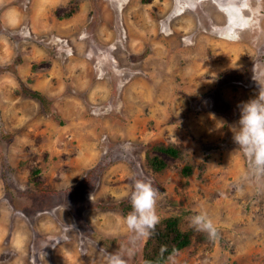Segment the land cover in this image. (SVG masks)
<instances>
[{
	"label": "rangeland",
	"instance_id": "rangeland-1",
	"mask_svg": "<svg viewBox=\"0 0 264 264\" xmlns=\"http://www.w3.org/2000/svg\"><path fill=\"white\" fill-rule=\"evenodd\" d=\"M260 84L264 0H0V264H107L122 245L143 264L136 179L191 232L176 264H264V174L230 131ZM155 143L179 149L161 172Z\"/></svg>",
	"mask_w": 264,
	"mask_h": 264
},
{
	"label": "clouds",
	"instance_id": "clouds-1",
	"mask_svg": "<svg viewBox=\"0 0 264 264\" xmlns=\"http://www.w3.org/2000/svg\"><path fill=\"white\" fill-rule=\"evenodd\" d=\"M255 79V78H254ZM261 85V84H260ZM237 124L230 126L233 140L250 161L257 174H264V86L255 98L243 102L240 106ZM158 189L151 180L136 179L131 193L132 210L125 217L127 229L133 233L131 242L150 238L160 217L157 212ZM191 225L196 230L205 232L209 240L219 238V230L206 210L199 211L191 218ZM166 247L161 249L163 257ZM135 247L122 245L114 252L108 253L107 264H130L135 256ZM175 250L167 257L168 264H176Z\"/></svg>",
	"mask_w": 264,
	"mask_h": 264
},
{
	"label": "trees",
	"instance_id": "trees-1",
	"mask_svg": "<svg viewBox=\"0 0 264 264\" xmlns=\"http://www.w3.org/2000/svg\"><path fill=\"white\" fill-rule=\"evenodd\" d=\"M179 149L174 145H165L163 143L153 144L145 153V163L153 172H161L166 162L161 154H166L173 158L178 157ZM185 172L190 170L189 166H185ZM37 172L38 169H34ZM191 243V232L189 230H181L178 225V217L175 215L166 216L160 219L155 228L154 234L145 240L142 247L143 264H162L168 256L173 254L175 250H181L183 247ZM166 247V251L161 257V249Z\"/></svg>",
	"mask_w": 264,
	"mask_h": 264
}]
</instances>
